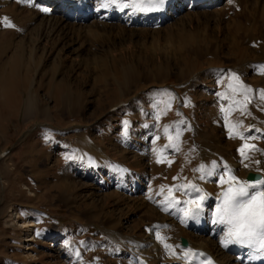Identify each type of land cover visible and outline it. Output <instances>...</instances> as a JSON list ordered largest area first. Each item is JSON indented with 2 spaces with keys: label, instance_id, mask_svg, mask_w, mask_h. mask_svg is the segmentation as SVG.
Wrapping results in <instances>:
<instances>
[{
  "label": "rangeland",
  "instance_id": "obj_1",
  "mask_svg": "<svg viewBox=\"0 0 264 264\" xmlns=\"http://www.w3.org/2000/svg\"><path fill=\"white\" fill-rule=\"evenodd\" d=\"M239 2L225 0L220 14L219 8L185 11L153 36L91 23L80 33L51 32L50 26L39 28V20L26 25L36 11L32 3L5 8L0 0V264H137L128 254L131 244L111 239L108 227L148 236L152 219L145 214L150 209L141 207V193L148 186L155 195L160 184L174 180V168L187 157L186 138L197 162H222V153L207 147L214 138L217 145H231L236 159L245 144L253 146L245 149L251 156L264 149L259 138L246 137L247 125L228 126L232 116L222 112L239 100L227 91L232 80L249 97V87L262 82L241 67L263 48L264 22L258 20L255 43L250 34L238 36L236 46L227 26L243 11L252 18L250 5L263 6L264 0ZM3 15L13 19L12 26L2 24ZM179 18L187 19L185 26ZM166 100L164 115H158L155 103ZM127 118L130 143L124 139ZM255 120L253 114L250 124ZM194 126L205 138H198ZM230 127L242 135L240 145ZM153 166L163 168L153 172ZM121 177L145 187L128 196L116 189ZM181 178L174 180L176 196L184 191Z\"/></svg>",
  "mask_w": 264,
  "mask_h": 264
},
{
  "label": "bare ground",
  "instance_id": "obj_2",
  "mask_svg": "<svg viewBox=\"0 0 264 264\" xmlns=\"http://www.w3.org/2000/svg\"><path fill=\"white\" fill-rule=\"evenodd\" d=\"M164 1L165 3L163 6L157 9L152 8L154 4L149 3V0H29V2L28 0H3V6L7 8L8 6L14 7L20 4L21 7V5L24 6L26 3H32L36 11L32 12L31 15L24 20L25 23H27L26 25L28 26L29 23L31 25V23L33 24L39 20V28L47 25L51 27V32L63 30L62 32L68 34L66 31L69 30L68 32L71 33H80V31L85 30L84 28L92 27V25H100L104 28L117 27L120 29L119 34L124 32L132 34L133 32H140L141 34L149 33L150 35L158 36L163 26L167 25L172 20H176L183 12H192L200 9L203 11V14H208L209 11L212 12L213 9L221 7L225 0H163V2ZM238 4H240L239 0ZM250 6L249 12L252 17L250 19L253 20L250 28L248 22L251 21L248 19V15H244L246 14L245 11L238 15L231 25L227 26V35L230 39H233L231 40L233 46H236L237 42L235 40L238 39V36H240L241 39L242 36H246L248 39L251 34L252 36L249 42L255 43L257 40L255 38L257 35L256 26L259 23L258 20L264 22V5L251 4ZM216 12L220 14L222 10L219 8ZM4 17H7V23H11L13 20L10 16L3 15V18ZM13 18L18 22L19 19L17 17L13 16ZM197 18H199V16H197ZM2 21L3 19L1 22ZM178 21L176 22L179 23V26H185V21H187V19L179 18ZM3 22L2 24H4ZM238 22L239 25L237 24ZM90 23L92 25L88 26L87 24ZM82 25L86 27H81ZM239 26L242 28L241 32H239ZM250 29L252 32H250ZM89 32L93 34L91 29ZM202 50L203 49H198L196 53L200 54L203 52ZM238 65L241 66L240 64ZM241 68H245L247 71H253L255 76H257L256 78L261 79L262 82L260 86L262 87L259 86L255 89L254 86L253 88L249 87L251 91L253 89L249 97L247 95L248 91L244 89V86L242 88L241 83L232 80V82H230L231 85L227 86V91L231 94L237 93L234 96L239 100L235 101V104L231 102L232 105L227 103V107H224L222 112L226 118L232 116V118L229 117L230 119L227 121L228 126L241 129L247 125L248 131H246V133L248 132V135H246V137L249 138L250 141L259 138L264 142V46L261 48L260 52L258 51L257 56L247 62V64L244 65L243 63ZM238 94H241V96L238 97ZM189 97L193 98L189 99L191 100L192 107H196L193 96L188 95L185 99ZM250 102L252 106L249 105ZM167 103L168 100L155 103L158 115H164ZM122 104H124V102ZM27 112L28 114L31 112V107L28 106ZM211 114L212 117L218 116L216 112H211ZM253 114L256 115V120L254 123L252 122L253 124H250ZM125 123L126 131L124 134L125 136H123L125 137L126 143H130L133 141L132 120L127 118ZM171 124L172 123H169V127L175 126L178 130L181 127V124ZM230 129L231 127L229 130ZM193 131L198 135V138H205L204 134L195 126ZM229 132L232 131L230 130ZM234 134L238 136L235 139V143L240 145L242 142V135L235 132ZM175 137L172 138L173 140L169 142V145L171 144L174 146L176 141L180 140L179 135ZM204 141L205 139L203 142ZM186 142L188 144L186 151L187 157L184 162H179L177 168H174L175 178H172V180H178L177 178L182 177L181 179L186 181H183L182 183H184V185H181V190L182 187L184 188V191L182 190L183 194L180 192L182 195L176 196L174 194L172 189L176 190L174 187H177L174 185V180L166 187H163L166 184H160L157 192L153 195L148 186V190L146 191V188L143 189L145 186L141 183L133 182L134 184H130L132 182L129 183L124 181V177H121V179L123 178L121 181L118 179L119 182L116 184V189L120 192L124 191L128 196L139 194L143 189L141 195L144 194L143 197L145 198V202L141 203V207L150 209V211L145 214L152 219L151 230L148 236L143 237V235H137L134 237L123 235L116 228L109 231L110 227H108V235L111 239L118 241L119 244L125 245L126 242L131 244V247L129 246L130 248L127 247L129 250L128 254L135 257L137 264H196L195 259L198 252L209 256L217 264H264L263 255L249 250L244 245L236 242L225 243L228 226L217 222L218 217L216 212V209L222 203V195L229 187L238 188L240 184H254L257 181H264V149L254 151L253 156L245 152L248 157L247 159H244L242 155H239V158L236 159L228 150V147L231 145L228 147H226V145H217L214 138L210 145L207 143V147H212L216 153L220 151L222 153L221 155H223L221 156L223 159L222 162L217 159L211 162H197L198 158L194 159L196 149L191 145L189 137L186 138ZM194 160L196 161L194 162ZM158 163L156 165H158ZM155 168L156 167L153 166V172L163 167ZM116 169L120 168L116 167ZM198 169L201 170L198 171ZM120 170L123 172H131L126 166H121ZM249 174L259 175L260 179L248 181L247 178ZM232 177L235 179H232ZM221 180H223L224 183H221ZM103 182L100 183L101 186H103ZM249 191L251 192L253 189L250 188ZM255 191H264V185L257 184ZM201 197H203V199H201ZM197 205H199V207H197ZM189 210L191 214L186 217L184 213ZM188 230H191L192 233H189ZM207 230H209V232H207ZM206 233L209 234L208 240L204 238V234ZM183 239L188 241L187 247L181 245Z\"/></svg>",
  "mask_w": 264,
  "mask_h": 264
},
{
  "label": "snow or ice",
  "instance_id": "obj_3",
  "mask_svg": "<svg viewBox=\"0 0 264 264\" xmlns=\"http://www.w3.org/2000/svg\"><path fill=\"white\" fill-rule=\"evenodd\" d=\"M162 2L163 0H149V3L152 4ZM4 19L6 26H12L7 23L6 17ZM165 131L167 132V129ZM252 147L245 144L238 151L244 159H247L245 149ZM232 179L235 178L232 177ZM221 183L224 181L221 180ZM257 184L264 185V181H257L254 184H240L238 188L229 187L224 193L223 201L216 212L217 222L228 226L225 243L236 242L264 250V191H255ZM250 188L253 191L250 192ZM190 214V210L184 213L186 217Z\"/></svg>",
  "mask_w": 264,
  "mask_h": 264
},
{
  "label": "water",
  "instance_id": "obj_4",
  "mask_svg": "<svg viewBox=\"0 0 264 264\" xmlns=\"http://www.w3.org/2000/svg\"><path fill=\"white\" fill-rule=\"evenodd\" d=\"M259 178H260V177H257V176H255V175H250L248 179H249L250 181H255V180H258ZM182 245L185 246V247L188 246V242H187V240L183 239V240H182Z\"/></svg>",
  "mask_w": 264,
  "mask_h": 264
}]
</instances>
